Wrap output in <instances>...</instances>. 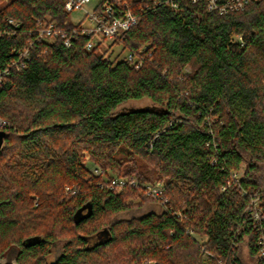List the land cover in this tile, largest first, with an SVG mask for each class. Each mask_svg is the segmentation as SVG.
<instances>
[{
  "label": "trees",
  "instance_id": "16d2710c",
  "mask_svg": "<svg viewBox=\"0 0 264 264\" xmlns=\"http://www.w3.org/2000/svg\"><path fill=\"white\" fill-rule=\"evenodd\" d=\"M106 1L139 23L102 51L87 49L88 36L67 48L35 35L40 23L75 27L64 0H0V70L30 52L0 87V257L16 248L18 264H245L247 248L263 264L264 0L228 13L209 0L98 7ZM114 45L141 67L113 59ZM144 99L152 106L120 110ZM117 178L138 186L119 193ZM67 187L80 191L62 200ZM155 203L161 213L122 218Z\"/></svg>",
  "mask_w": 264,
  "mask_h": 264
},
{
  "label": "built area",
  "instance_id": "2783aa9c",
  "mask_svg": "<svg viewBox=\"0 0 264 264\" xmlns=\"http://www.w3.org/2000/svg\"><path fill=\"white\" fill-rule=\"evenodd\" d=\"M250 1L251 0H228L218 8L217 0H209V9H219L222 13L242 11ZM64 2L65 9L68 12H73L76 9L84 10L85 15L83 20L79 24H75L74 28L67 30L58 27L53 22L40 23L35 30V35H37L40 40L48 42L59 40L65 47L70 48L72 46V39L75 36L83 35L89 37L86 47L88 50H92L102 42L114 43L117 38L137 26L139 23L138 17L128 9L127 6L121 7L119 5V7L116 8L110 1H106L100 7L97 6L98 8H95L94 10H85L86 6L91 3V0H64ZM173 6L176 7V5ZM8 22L9 25L13 27L18 25L14 20H9ZM239 39L241 40V38ZM127 59L131 61L137 69L142 65L138 58L129 53ZM29 60L30 52L28 49H25L20 53L18 59L10 63L6 69L0 70V87L4 84L6 78L10 75L13 69L21 72L27 67ZM234 178H237L236 174L234 175ZM127 186L137 187L138 183L134 179L117 178L110 184L111 189H116L118 191ZM144 189L147 194L152 195L155 198H161L164 192V187L161 184L146 185ZM225 189L226 188L223 187L222 191ZM251 205L256 209L252 212V215L253 218L257 220L261 215L258 207L259 200L253 199ZM247 210L251 211L250 207H248ZM187 234L195 240H198V236L194 231L187 230ZM260 245L262 248L259 257L264 264V236L260 241Z\"/></svg>",
  "mask_w": 264,
  "mask_h": 264
},
{
  "label": "rangeland",
  "instance_id": "374dc122",
  "mask_svg": "<svg viewBox=\"0 0 264 264\" xmlns=\"http://www.w3.org/2000/svg\"><path fill=\"white\" fill-rule=\"evenodd\" d=\"M104 0H91V3L89 5L86 6L85 10H94L95 8H97V6H99ZM84 15H85V11L84 10H81V9H76L74 10L71 14H70V21L73 23V24H79L83 18H84ZM113 44V42H103L102 44V51L108 49L111 45ZM113 53V56L112 58H116V56L119 55V60L120 59H123L125 57H127L128 53L127 52H122V47L121 46H117V45H114L113 48L111 49V51ZM188 71H190L189 68H187ZM152 106V103L147 100V99H144V100H140V101H131L129 103H127L126 105H124L123 107L120 108V110H128V109H140V108H145V107H150ZM0 126H1V129H4V126H6V122H3V121H0ZM86 167L95 175H102V171L100 170V168L96 165H94L90 160H89V157L86 156ZM245 172V164L241 166V169L240 171L237 172V178H241L243 176ZM260 175V178L263 179L264 181V165H261V171L259 173ZM149 184V183H147ZM150 184H153V185H156V184H159V183H150ZM146 185H143V188L145 187ZM129 187V186H128ZM126 187V188H128ZM122 190V189H121ZM118 191L119 193L122 192V191ZM79 189H72L71 187H67L65 192H64V196H63V199L65 198V196H68V195H76L79 193ZM161 207L159 204L155 203V204H146L142 207H135L131 210H129L128 212L122 214V218L124 219H132L134 217H137V218H140V217H143L151 212H155V213H161ZM103 238H96L94 240V242H97V241H100L102 240ZM199 241L203 240L201 239L200 237L197 238ZM62 246L63 244L62 243H58V244H55L54 247H53V252L51 254V257H50V260L51 261H55L56 259L59 258V256L61 255L62 253ZM242 260L245 264H257L255 261H253L249 255V252H248V249L247 248H244L243 251H242ZM143 264H148L147 262H144Z\"/></svg>",
  "mask_w": 264,
  "mask_h": 264
},
{
  "label": "water",
  "instance_id": "95a60500",
  "mask_svg": "<svg viewBox=\"0 0 264 264\" xmlns=\"http://www.w3.org/2000/svg\"><path fill=\"white\" fill-rule=\"evenodd\" d=\"M7 138V131L5 129H0V150L3 148L4 143ZM17 253L18 250L13 248L9 251L6 257H0V264H18L17 263Z\"/></svg>",
  "mask_w": 264,
  "mask_h": 264
}]
</instances>
